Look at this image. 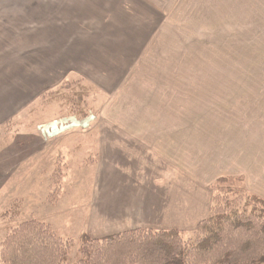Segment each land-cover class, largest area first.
<instances>
[{
	"label": "rangeland",
	"instance_id": "obj_1",
	"mask_svg": "<svg viewBox=\"0 0 264 264\" xmlns=\"http://www.w3.org/2000/svg\"><path fill=\"white\" fill-rule=\"evenodd\" d=\"M37 1L2 6L9 18L0 56L18 64L20 83L10 100L19 101L16 116L0 126V264L4 240L32 218L65 241V264H74L85 236L118 234L112 228L123 217L95 145L107 139L101 129H138L140 113L142 128L158 117L157 127L179 133L186 143L179 146L180 172L211 184L210 213L216 194L238 211L247 204L250 211L252 194L264 199V0H162V29L131 66L96 61L105 51H66L61 64L58 51H30L50 45L47 36L57 28L55 8ZM32 86L34 95L26 97ZM70 118L89 126L43 135L41 125ZM193 231L181 232L191 240Z\"/></svg>",
	"mask_w": 264,
	"mask_h": 264
},
{
	"label": "crops",
	"instance_id": "obj_2",
	"mask_svg": "<svg viewBox=\"0 0 264 264\" xmlns=\"http://www.w3.org/2000/svg\"><path fill=\"white\" fill-rule=\"evenodd\" d=\"M8 2L0 0L1 33H4L3 20L9 18L4 17L2 6ZM162 3V0H38L34 6L55 8L53 13L58 14L54 17L57 28L47 36L50 45L41 46L38 43L30 51H47L48 56H51L50 51H58L60 64L66 51H90L94 56L98 51H105L104 56L101 53L95 60L105 58L107 65L126 63L131 66L137 53L146 51L142 47L143 43L150 38H157L154 34L162 29L159 28L162 23ZM13 15L11 11L10 16ZM88 30L91 32L90 37L87 35L86 39H79L85 43L75 38L77 33ZM126 53L129 55L123 59ZM1 58L0 95H3L0 96V126L16 116L14 110L18 108L19 101L10 103V100L17 96L14 92L20 83L18 64H4ZM20 77L24 82L35 80L32 75ZM115 78H106L107 86L113 85ZM25 90L26 97L34 95V86ZM141 119L140 113L141 126L138 129L130 124L124 128L101 129L99 134L107 136V139L95 145L96 159L111 173L107 177L108 183L116 193V202L112 205L117 209L116 213L123 217L114 225L113 232L137 228L193 230L200 220L210 214L211 184L204 180L199 183L194 178L195 173L180 172L179 146L186 143H180L179 133L173 134V129L157 127L155 121L158 117L155 120L151 118L152 122L142 128ZM32 133L34 136V129ZM187 164L194 170L191 161Z\"/></svg>",
	"mask_w": 264,
	"mask_h": 264
},
{
	"label": "trees",
	"instance_id": "obj_3",
	"mask_svg": "<svg viewBox=\"0 0 264 264\" xmlns=\"http://www.w3.org/2000/svg\"><path fill=\"white\" fill-rule=\"evenodd\" d=\"M217 195L191 240L178 229L154 228L85 236L74 264H264V199L252 194L250 211L248 204L238 211ZM64 242L44 221L26 220L4 240L2 264H65Z\"/></svg>",
	"mask_w": 264,
	"mask_h": 264
},
{
	"label": "built area",
	"instance_id": "obj_4",
	"mask_svg": "<svg viewBox=\"0 0 264 264\" xmlns=\"http://www.w3.org/2000/svg\"><path fill=\"white\" fill-rule=\"evenodd\" d=\"M79 126L88 127L89 124L82 123L75 118H70V120L66 119V120L55 121L49 124H44L41 125L40 128L41 131L43 132V135L46 138H53L60 135L61 133L65 132L68 129Z\"/></svg>",
	"mask_w": 264,
	"mask_h": 264
}]
</instances>
